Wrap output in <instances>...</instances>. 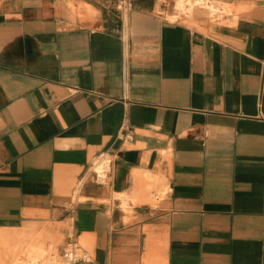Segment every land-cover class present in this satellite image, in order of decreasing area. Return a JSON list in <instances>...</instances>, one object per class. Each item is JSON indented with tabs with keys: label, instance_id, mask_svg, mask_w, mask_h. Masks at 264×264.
<instances>
[{
	"label": "crops",
	"instance_id": "1",
	"mask_svg": "<svg viewBox=\"0 0 264 264\" xmlns=\"http://www.w3.org/2000/svg\"><path fill=\"white\" fill-rule=\"evenodd\" d=\"M205 1L0 0V264H264V0Z\"/></svg>",
	"mask_w": 264,
	"mask_h": 264
},
{
	"label": "built area",
	"instance_id": "2",
	"mask_svg": "<svg viewBox=\"0 0 264 264\" xmlns=\"http://www.w3.org/2000/svg\"><path fill=\"white\" fill-rule=\"evenodd\" d=\"M96 182L106 184L110 182L115 172V159L108 152L99 154L93 163ZM52 264H85L88 256L75 240L70 241L59 255L52 256Z\"/></svg>",
	"mask_w": 264,
	"mask_h": 264
},
{
	"label": "bare ground",
	"instance_id": "3",
	"mask_svg": "<svg viewBox=\"0 0 264 264\" xmlns=\"http://www.w3.org/2000/svg\"><path fill=\"white\" fill-rule=\"evenodd\" d=\"M207 4L205 0H177L176 9L181 13H191L196 6ZM207 6V5H206ZM208 8V7H207ZM177 16V15H176ZM171 18V17H170ZM173 19L176 18L172 17ZM25 250V249H24ZM3 252V251H2ZM46 252V251H45ZM4 253V252H3ZM23 253V252H22ZM8 254V253H7ZM11 254V253H10ZM18 255V254H17ZM5 256V255H4ZM15 257V256H14ZM18 258V257H15ZM13 259V258H12ZM9 261V260H8ZM36 261V260H35ZM37 262V261H36Z\"/></svg>",
	"mask_w": 264,
	"mask_h": 264
},
{
	"label": "rangeland",
	"instance_id": "4",
	"mask_svg": "<svg viewBox=\"0 0 264 264\" xmlns=\"http://www.w3.org/2000/svg\"><path fill=\"white\" fill-rule=\"evenodd\" d=\"M169 3H170V5L172 6V9H174L175 10V0H169ZM181 18L182 17H185V15H182V16H180ZM186 20V19H185Z\"/></svg>",
	"mask_w": 264,
	"mask_h": 264
}]
</instances>
